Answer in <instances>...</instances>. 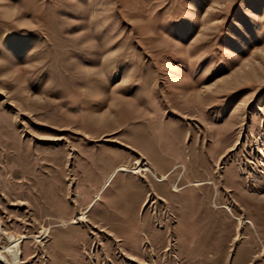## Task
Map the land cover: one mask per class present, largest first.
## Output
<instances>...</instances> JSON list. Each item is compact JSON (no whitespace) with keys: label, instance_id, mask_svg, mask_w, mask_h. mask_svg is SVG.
Returning a JSON list of instances; mask_svg holds the SVG:
<instances>
[{"label":"rangeland","instance_id":"374dc122","mask_svg":"<svg viewBox=\"0 0 264 264\" xmlns=\"http://www.w3.org/2000/svg\"><path fill=\"white\" fill-rule=\"evenodd\" d=\"M149 136L182 161L157 174ZM92 152L148 191L130 244L80 211ZM10 241L18 264H264V0H0V264Z\"/></svg>","mask_w":264,"mask_h":264},{"label":"crops","instance_id":"0c3cea01","mask_svg":"<svg viewBox=\"0 0 264 264\" xmlns=\"http://www.w3.org/2000/svg\"><path fill=\"white\" fill-rule=\"evenodd\" d=\"M179 131L180 135L175 142L177 149H181L186 137L188 136L187 130L179 128ZM149 137H145L144 139L154 145L153 149L155 152L152 156L154 161L157 159L155 162L150 160L149 163H151L150 165L152 168L157 171V174H165L169 168V170L173 169V165H175L176 162L182 161V155L178 153V150L175 152V155L162 162L164 167L168 168H161L158 159L161 160L164 156L165 152L162 151V146L168 141L165 140L164 143L161 144L160 139H151V137ZM96 154L97 152L88 153L87 155L85 154V160L87 161H83L80 164L78 163V167L75 169L76 174L79 176L78 190L84 191V195L82 194L83 198L89 199L85 203L87 207L85 205H82L85 206L83 208L82 206H79L80 209H83L80 211H85V215L86 211H89L86 217L88 222L92 224H95L101 219H109L110 223L117 224L119 226V232L131 234V237L126 236L125 238L124 236L126 241L129 240L127 243L130 244L131 240L135 239V236L131 231H129L127 222L133 217L127 216L128 214L125 211V208L127 210L128 207L129 212H133V215L139 212V208L145 201L148 191L145 188V184H142L136 178L117 172L120 169V166H123L126 162L123 160L121 155L115 152H111L105 156H99L100 154ZM60 180L64 181L62 177H60ZM113 182H116L115 188L110 192V195L107 198L106 196L102 198V195L106 191V185L108 183L111 185ZM98 197L103 199V201H101L102 204L99 207L94 205V203L99 199ZM94 199L95 201H93ZM112 207H116L115 211H117V214H111ZM221 208L225 209L227 212L230 210L229 206H227V209L224 206ZM247 223L254 227L250 221H247ZM82 232L85 231L82 230ZM87 234L88 232L85 233V235Z\"/></svg>","mask_w":264,"mask_h":264},{"label":"bare ground","instance_id":"6f19581e","mask_svg":"<svg viewBox=\"0 0 264 264\" xmlns=\"http://www.w3.org/2000/svg\"><path fill=\"white\" fill-rule=\"evenodd\" d=\"M11 245H12V248L10 250L11 252V256H12V261L13 263L12 264H18V260H19V256H20V250H19V246H18V243L17 242H14V241H10ZM10 256V255H9ZM0 259L4 261V263H6L7 260H5L2 256H0ZM9 260V259H8ZM20 263V262H19Z\"/></svg>","mask_w":264,"mask_h":264}]
</instances>
